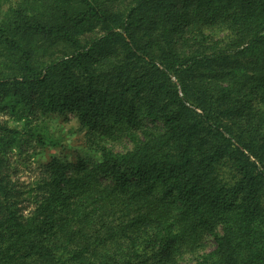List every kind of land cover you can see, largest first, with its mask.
Wrapping results in <instances>:
<instances>
[{"label":"trees","instance_id":"1","mask_svg":"<svg viewBox=\"0 0 264 264\" xmlns=\"http://www.w3.org/2000/svg\"><path fill=\"white\" fill-rule=\"evenodd\" d=\"M3 4L0 264H264V0ZM44 104L133 146L21 180Z\"/></svg>","mask_w":264,"mask_h":264},{"label":"rangeland","instance_id":"2","mask_svg":"<svg viewBox=\"0 0 264 264\" xmlns=\"http://www.w3.org/2000/svg\"><path fill=\"white\" fill-rule=\"evenodd\" d=\"M6 9V4L0 6V18ZM23 114L29 118L27 116L29 114L28 109L24 110ZM26 117H23V119L27 120ZM10 120L9 124H21V121ZM28 121L27 126L30 125L32 131L38 134L42 141L41 143H35V148L30 150L32 152L30 163L33 165L23 164L19 159L21 157L17 154L13 156V160L20 161L18 174L21 180L24 181H29L32 176H35L34 172L38 161L48 162L51 158L56 157L63 162H77L81 158L91 162L100 159V147L102 146L114 151H125L133 146L123 131L117 128L104 132L101 126H98V128L83 126L75 113L69 110H47L45 104L37 107L35 115L32 118L30 117ZM27 126L22 125L20 128L24 130ZM38 146L40 150L35 152ZM26 154L22 155L25 156ZM213 245L212 238H207L203 248L185 253L179 264L196 262Z\"/></svg>","mask_w":264,"mask_h":264}]
</instances>
